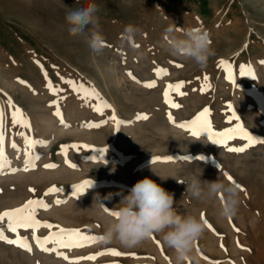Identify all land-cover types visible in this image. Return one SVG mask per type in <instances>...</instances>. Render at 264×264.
<instances>
[{"label": "rangeland", "instance_id": "rangeland-1", "mask_svg": "<svg viewBox=\"0 0 264 264\" xmlns=\"http://www.w3.org/2000/svg\"><path fill=\"white\" fill-rule=\"evenodd\" d=\"M89 2L98 6L99 31L105 40L100 55L90 51L82 36L69 35L65 23V6L82 7ZM129 24L139 29L132 41L122 36ZM169 27L178 28L176 35L180 34V29L207 30L216 55L203 69L190 60L171 55L164 41ZM222 59L231 63L236 84L228 80L226 69L219 65ZM262 62L264 0H79L78 4L76 0H0V109L4 113V145L11 140L10 145L15 142L19 149H24L23 137L18 133L41 140L47 131L45 119L52 117L61 124L53 114L55 105L51 104L58 98L65 123L84 127L88 134L59 140L52 134L46 135L48 158L40 157L32 169L38 170L42 178L31 183L27 192L1 187L0 212L20 207L28 199H43L49 208L38 209L37 219L101 236L111 215L104 209L109 218L95 214L93 209L101 208L99 197L106 208L115 211L122 193H128L138 180L150 177L174 194L178 212L200 218L203 214L215 230L206 227L191 257L183 264H213L216 261L220 264H264V143H255L243 153H233L227 147H242L247 141L237 137L228 141L227 146L215 144L208 139L207 133L194 137L189 130L176 126L191 121L208 108L213 131L241 124L255 140L264 141ZM161 67L167 69L168 74L157 78L154 69ZM241 67L251 74L239 75ZM128 72L140 83L133 81ZM205 76L208 77L207 85ZM153 79L156 87L143 86ZM66 80L95 89L112 107L96 112L94 107L100 101L91 97L85 102L81 94L64 83ZM178 81L185 82L181 89L185 94L173 93L172 99L181 105L173 109L164 103L163 91L168 83ZM49 82L61 91H51ZM201 87L206 90L201 91ZM9 98L23 111L31 130L12 124L13 109L7 103ZM233 112L239 119L233 120ZM139 113L147 114L149 119L137 120ZM169 113L175 124L168 120ZM113 116L123 121L119 129ZM88 123L100 124V127H86ZM123 126L130 129L124 131ZM166 126L171 130H161ZM71 144L106 148L104 162L90 159L99 156L91 148L70 149L67 159L76 167H69L61 146ZM33 152L36 154L34 149ZM5 153L8 154L6 148ZM185 155L191 159H180ZM169 156L173 160L165 162L163 158ZM200 156L204 159H196ZM155 157L162 159L152 163ZM12 159L18 164L14 168H23L17 156ZM48 163L58 167L45 169ZM151 166L159 174H172L177 180H161ZM6 170L11 172L10 168ZM201 171V180L215 181L219 177L232 183L224 175L227 172L242 186L243 190L239 189L241 203L231 221L229 217L218 216L219 199L196 200L186 192V184L177 182L187 181ZM53 172L56 176H50ZM72 174L74 177L70 176ZM85 180L92 181V186L79 197L73 196V185ZM52 186L62 191L45 196ZM30 188L35 191H29ZM109 196L110 199H105ZM57 199L66 203L57 205ZM74 201L78 209L70 205ZM5 234L15 238V234L7 231ZM20 234L29 238L32 252L0 241V258L2 250L8 257L6 262L0 260V264H68L55 253H45L33 246L31 229H20ZM48 234L46 228L36 233L41 238ZM153 237L132 248L99 241L83 248L60 251L70 258L110 248L136 254L135 258L102 255L95 261L84 260L80 264H175V254L165 246L161 235Z\"/></svg>", "mask_w": 264, "mask_h": 264}, {"label": "clouds", "instance_id": "clouds-1", "mask_svg": "<svg viewBox=\"0 0 264 264\" xmlns=\"http://www.w3.org/2000/svg\"><path fill=\"white\" fill-rule=\"evenodd\" d=\"M78 3L79 0H76V4ZM65 8L67 9L65 23L68 25L69 35L82 36L92 53L102 54L105 40L99 31V18L96 15L98 6L89 2L82 7ZM177 29L169 27L164 36L170 54L190 60L201 69L205 68L209 59L216 55L215 49L211 46L209 32L197 27L180 29V34L176 35ZM138 31L135 26L126 25L122 34L123 39L132 41ZM152 171L161 180L176 179L172 174L165 176L153 168ZM201 176L202 171L191 175L187 181L177 182L186 184V192L196 200L208 202L219 199L220 218L236 216L241 203L238 185L219 177L215 181L201 180ZM105 199H110V196ZM99 203L102 209L106 208L100 197ZM117 205L119 207L115 211L118 212V216H111L105 225L101 242L105 244L116 242L123 247L132 248L152 238L154 234H160L165 246L173 250L175 264H183L191 257L197 240L206 230L204 220L197 215L178 212L174 194L150 177L138 180L128 190L127 195L121 196Z\"/></svg>", "mask_w": 264, "mask_h": 264}, {"label": "snow or ice", "instance_id": "snow-or-ice-1", "mask_svg": "<svg viewBox=\"0 0 264 264\" xmlns=\"http://www.w3.org/2000/svg\"><path fill=\"white\" fill-rule=\"evenodd\" d=\"M138 47V45H136ZM264 63V62H262ZM219 65L226 69L228 73V80L232 81L233 84H236V81L234 79L233 73H232V66L229 61L226 60H220ZM177 67H182V65L177 64ZM155 76L161 77L168 74L167 69L165 68H155L154 69ZM251 71L245 72L244 68H240L239 75H250ZM127 75L135 82L140 83V81L137 80V78L131 73L128 72ZM45 76L47 74L45 73ZM205 84L207 85L208 77H204ZM23 83V81H21ZM70 88H72L73 91H75L78 94H81L83 96V99L85 102H88L91 97H95L97 100L100 101L99 104H96L94 107V110L96 112H103V109L105 108H111L112 106L108 104L106 101L103 100L102 97H100V94L95 89H87L83 85H77L72 80H66L64 81ZM184 81H178L175 83H168L165 87V90L163 91V100L166 105H168L170 108L178 109L181 107L180 104L176 103L172 99L173 93L177 95L183 96L185 93L181 91V89L184 87ZM49 88L54 93H58L61 91L58 88H55L52 86L51 82H49ZM143 86L146 88H154L156 87V80L153 79L152 81L144 82ZM201 91H205V87H201ZM10 108L13 109L11 112L12 117V124L13 125H20L23 128L31 130V124L29 120L26 118L23 111L16 107L13 104V101L9 98L7 101ZM52 105H55V111L54 115L59 118L60 123L68 127L64 121L63 114L61 112L60 106H59V98L55 99L51 102ZM232 106L229 105V108ZM209 109L205 108L203 109L194 119L191 121L185 122V123H179L176 124L177 127L187 129L191 132L192 136L199 137L202 133H207L208 139L211 140L215 144H221L227 146L228 141L234 140L237 137H239L241 140L247 141L242 147H227V150L229 152L233 153H243L246 151L247 148L251 147L255 143H264V141H257L255 140L245 129L241 124H236L235 127H230L225 129L224 131H213L211 122L208 120L209 116ZM3 110L0 109V161H2L4 164H9L10 162L7 160V156L5 153L4 143H5V132H4V121H3ZM168 120L172 123H176L174 120V117L171 113L167 116ZM233 120L239 119L235 116V113L232 114ZM112 119L116 122L117 129H119L120 125L123 123V121L116 120V117L113 116ZM137 120H147L149 119L147 114L139 113L136 116ZM89 128H98L100 127V124H94V123H88L85 125ZM21 137H23L24 140V154L26 159L24 160V166L21 169L18 168H10V171L12 173H15L17 171H24L28 172L32 169H35L36 167V161L40 159L39 155L34 154L33 149L37 145H46V141H42L39 139H34L30 135H26L24 132L18 133ZM12 148L17 149L19 151L18 145L13 142ZM83 148H91L92 151L98 152L99 156L90 157L91 160L104 162L103 156L106 153V148H92L91 146L87 144H71V145H62L61 146V152L65 156V163L71 167L75 168L76 165L72 164L68 159V152L70 149H76L80 150ZM162 158L155 157L152 160V163H156L160 161ZM182 160H190L191 158L187 155L180 157ZM196 159L203 160L204 157L200 156ZM165 162L172 161L173 157H165L163 158ZM2 167V165H0ZM58 167V165L54 163H48L44 165L45 169H55ZM226 179L232 183H235L233 180V177L229 175L227 172L224 173ZM239 187V189L243 190L242 186L238 183H236ZM92 186V181L85 180L79 184L73 185V196L79 197L81 194H83L87 189H89ZM29 191L34 192L35 189H29ZM62 189L52 186L47 189L45 192V196L49 194L59 193ZM221 199L223 197L221 196ZM57 205L66 203V201L57 199L55 201ZM45 209L47 210L49 208V204L45 203L43 199H28L22 206L12 208L9 210H5L3 212H0V241L8 244V245H14L18 248H21L23 250H26L27 252H32V245L29 243V238L27 236H22L20 234V229H31V236L32 240L35 241L36 246L45 253H55L57 257L63 258L64 260L68 261V264H80L81 261L89 260V261H95L97 257L102 255H112L114 257H122V256H131L133 258L136 257L135 253H125L121 252L117 249L110 248L103 252H98L95 254H90L87 256H79L75 258H70L68 255H66L64 252L60 251V249H78L83 248L88 245L94 244L96 242L102 241V236H96V235H89L85 232H82L78 228H71L66 229L59 225H53L51 223H48L47 221H41L37 219V210L38 209ZM104 211L108 213L111 216H118V212L111 211L108 208H105ZM201 219L204 220V223L206 227H208L213 232L215 231L212 228V225L208 223L206 219H204L203 214H201ZM229 220L231 221V217H229ZM6 222V226H5ZM41 228L49 229V234L43 238L36 235L37 231ZM57 229L56 231H52V229ZM9 232L12 234H15V238H10L9 235H6L5 233ZM236 231H239V229H236ZM219 235V234H217ZM154 239V237H152ZM157 244H159V241H157ZM48 245H52V247H48ZM221 247L223 248V244H221ZM205 259H207L205 257ZM213 264H220L219 261L213 262Z\"/></svg>", "mask_w": 264, "mask_h": 264}, {"label": "bare ground", "instance_id": "bare-ground-1", "mask_svg": "<svg viewBox=\"0 0 264 264\" xmlns=\"http://www.w3.org/2000/svg\"><path fill=\"white\" fill-rule=\"evenodd\" d=\"M44 125H45L47 131L43 134V136L41 137V140L46 141V142H47L46 135H49V134H52L56 140L62 139L63 137H66V136L80 137V136L88 135L87 132H85L86 128H84V127L78 128V127H75V125L65 127V126L59 124L58 122H56L54 120V118H52V117L45 119ZM129 129L130 128H128V126L122 127V130H124V131H127ZM161 130L168 131V130H171V128L166 126V127H162ZM11 142L12 141L9 140L8 143H6L4 145V148H6L8 150V154L6 156H7V160L10 162V165L4 164L2 161H0V165H2V167H0V188L4 187V186L5 187L8 186V187L13 188L14 191L17 189H20V190L27 192L29 186H31V183H34L36 180L38 181V179L42 178V176L39 174L38 170H34V171L30 170L28 172L17 171L15 173L7 172L6 168H14L15 166L18 165V164H16L17 162L12 161L13 156H17V159H18L19 163H21L22 166H24V159H25L24 149H19V151H17V149L12 148V146L10 145ZM46 149H47V143H46V145H37L34 148V151L36 152V155H39V157H42V159L45 160L48 158ZM56 174H57L56 172H53V173H50V176H56ZM73 175L74 174H72L70 176H73ZM70 178H72V177H70ZM122 195H127V193L126 192L122 193L120 195V200H121ZM27 198H29V196ZM14 202H16V201H14ZM70 205L77 208L75 201L73 204H70ZM93 210H94L95 214H97L100 217H103V219L109 218V216L104 213L103 209L96 207ZM33 246H36V244L34 243ZM0 252H1V250H0ZM2 253H3V256H1L0 260H3L6 262L8 260V257L6 256V253L4 252V250H2Z\"/></svg>", "mask_w": 264, "mask_h": 264}]
</instances>
